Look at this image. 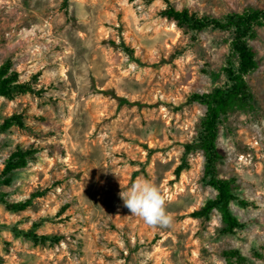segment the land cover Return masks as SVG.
I'll return each instance as SVG.
<instances>
[{"label":"rangeland","instance_id":"rangeland-1","mask_svg":"<svg viewBox=\"0 0 264 264\" xmlns=\"http://www.w3.org/2000/svg\"><path fill=\"white\" fill-rule=\"evenodd\" d=\"M172 6L224 19L264 0H0V67L8 60L36 94L0 98V173L32 150L0 200V264H228L240 251L264 264V26L249 45V108L223 116L218 175L253 205H232L224 232L199 139L207 107L191 96L226 88L235 30L197 31L163 15ZM236 61V59L234 58ZM122 99L142 106H130ZM20 116L23 125L2 129ZM162 189L169 228L132 216L120 196L138 178ZM52 236L54 243L25 237Z\"/></svg>","mask_w":264,"mask_h":264},{"label":"trees","instance_id":"trees-1","mask_svg":"<svg viewBox=\"0 0 264 264\" xmlns=\"http://www.w3.org/2000/svg\"><path fill=\"white\" fill-rule=\"evenodd\" d=\"M163 15L181 26H188L197 31H204L208 28L219 30L233 28L235 30L231 41L233 58L228 61L225 69L229 79L228 87L217 88L209 93L191 96V101L204 104L207 107V112L202 122L199 139L195 142V145L189 146L190 149L199 148L204 152L209 185L216 191V197L209 200L203 209L195 215L209 218L213 211H217L224 224V232L234 234L237 229L242 227V224L235 216L232 205L238 204L241 207H250L253 204L238 195V185L235 179H224L218 175V166L223 160L218 147L219 125L223 116L238 110H246L250 106L251 90L247 76L258 68V61L255 51L249 45V40L253 37L256 27L264 26V10L251 8L243 13L229 14L221 20L209 16L200 17L188 10H177L169 6L163 12ZM36 93L37 91L31 83L20 81V74L13 69L10 60L0 67V98L13 99L20 95ZM121 101L130 106H142L139 103H131L126 99ZM14 125H23L20 116H13L5 120L2 129H8ZM33 155L34 151L32 150L19 149L13 153L4 170L0 173V185H10L14 173L25 168ZM0 200L9 211L14 213L25 211L30 204V201L9 203L2 197ZM19 233L35 240L39 238L42 243L47 241L54 243L58 240L52 236L38 237L32 230ZM226 260L228 264H247V259L237 250L228 251Z\"/></svg>","mask_w":264,"mask_h":264},{"label":"clouds","instance_id":"clouds-1","mask_svg":"<svg viewBox=\"0 0 264 264\" xmlns=\"http://www.w3.org/2000/svg\"><path fill=\"white\" fill-rule=\"evenodd\" d=\"M120 196L131 215L141 218L147 225L161 228L173 225L174 219L167 211L162 189L151 181L138 177Z\"/></svg>","mask_w":264,"mask_h":264}]
</instances>
